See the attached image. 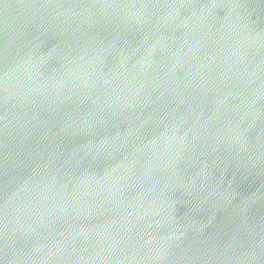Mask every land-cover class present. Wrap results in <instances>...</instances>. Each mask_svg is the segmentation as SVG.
I'll return each instance as SVG.
<instances>
[{
	"label": "water",
	"instance_id": "95a60500",
	"mask_svg": "<svg viewBox=\"0 0 264 264\" xmlns=\"http://www.w3.org/2000/svg\"><path fill=\"white\" fill-rule=\"evenodd\" d=\"M0 264H264V0H0Z\"/></svg>",
	"mask_w": 264,
	"mask_h": 264
}]
</instances>
